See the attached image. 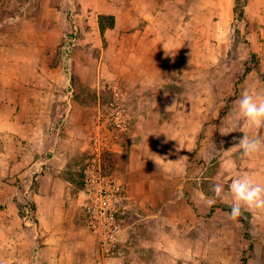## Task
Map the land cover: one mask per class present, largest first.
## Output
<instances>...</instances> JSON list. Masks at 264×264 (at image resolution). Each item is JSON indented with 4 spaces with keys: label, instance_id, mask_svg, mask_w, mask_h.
<instances>
[{
    "label": "crops",
    "instance_id": "crops-1",
    "mask_svg": "<svg viewBox=\"0 0 264 264\" xmlns=\"http://www.w3.org/2000/svg\"><path fill=\"white\" fill-rule=\"evenodd\" d=\"M84 1L81 11L91 15L93 35L100 37L99 16L114 19L113 28L103 37L115 54L116 76L121 85L125 84L120 92L130 108L126 132L114 147L117 178L125 187L119 213L125 242L121 257H106L98 253L86 227L73 230L81 236L85 255L73 261L66 254L65 263L56 264H205L199 263L194 254L203 246L210 252L231 251L229 228L221 221L231 218L225 212L209 213L210 196L198 188L200 177L194 175L197 168L190 160L200 130V116L194 109L210 106L209 99L200 97L199 77L201 72L210 75L217 61L226 57L224 32L233 19L231 0H209L207 4V0ZM256 2L262 5L264 1ZM250 5L248 1L246 13ZM40 9L41 4L35 2V11ZM4 10L0 2V12ZM43 22L35 20L36 26ZM3 26L0 21V32ZM4 39L0 38V46ZM37 56L35 68L9 70L6 74L0 58V197L1 188L3 191L8 186V172L24 166L18 157L27 159L34 141L35 170L49 155L41 180L48 177L56 186L67 183L62 174L73 156L68 149L72 139L54 134L60 109L70 107L59 99L66 95V78L57 68L41 66ZM15 75L26 78L17 80ZM56 80L60 81L58 86ZM247 81L240 94L253 92L264 97L260 80L252 86ZM241 132L264 138V128H250L246 122ZM10 147L19 151L15 154ZM236 152L225 149V190L233 179L245 174L264 184V151L252 159ZM39 182L36 214L44 207ZM80 193L78 206L83 209L85 196L82 190ZM2 204L0 232L10 235L7 224L13 204L9 200ZM52 205L48 204V209H53ZM244 209L251 212L257 231L264 235V210ZM13 232L18 235V231ZM47 235L51 239L52 231ZM11 243L6 239L0 249ZM180 253H191L192 263L187 258L186 263H180ZM263 259L248 264H264ZM68 260L71 263H66Z\"/></svg>",
    "mask_w": 264,
    "mask_h": 264
},
{
    "label": "rangeland",
    "instance_id": "rangeland-1",
    "mask_svg": "<svg viewBox=\"0 0 264 264\" xmlns=\"http://www.w3.org/2000/svg\"><path fill=\"white\" fill-rule=\"evenodd\" d=\"M83 1L0 0L5 6V10L0 12V21L4 24L0 38L5 37L0 46L4 73L35 68V55H40L41 66L49 65L62 72L66 78V88H63L66 95L59 99L70 104V107L66 111L60 109L54 134L55 137L65 135L72 139L68 149L73 154L67 170L62 174L67 181L65 186L53 185L48 177L41 180L40 177L46 172V157L49 155L45 156L41 168L35 170V141L31 142V155L27 159L18 157L24 166L8 172V186L3 191L1 188L0 210L5 200L12 202L7 224L12 232L10 235L0 232V243L3 244L6 239L12 243L0 249V264H56L65 263L66 254L67 259L73 258V261L82 257L85 246L81 236L72 232L86 227L85 214L78 206V201L85 172L92 158L91 141L95 135L104 143L101 160L104 159L109 167L108 172L118 181V157L114 147L126 132L130 108L120 92V86L124 89L125 84L121 85L116 76L115 54L104 37L101 39V36L91 33V15L81 11L85 4ZM238 1L240 4L245 1L244 17L236 19L233 13L232 22L224 32L226 57L217 61L210 75L201 72L199 77L200 97L209 99L210 106L194 109L198 110L200 116V130L190 160L197 168L194 175L200 177L198 188L210 197H214V185L223 184L227 187L223 174L225 149H235L237 154H241L237 146L245 134L241 132L244 121L236 115V101L243 95L239 89L245 84L246 78L251 86L259 80L264 85V2L262 6L256 2L260 0ZM248 1L251 5L246 13ZM35 2L41 4L40 12L35 11ZM208 2L205 1V4ZM231 2L234 8L235 0ZM38 18L44 22L36 26L35 20ZM122 62L127 64L125 60ZM245 66L251 68L247 74H244ZM15 77L17 80L26 78L20 75ZM27 79L31 77L28 75ZM56 81L58 86L60 81ZM92 95L96 99L94 103L90 102ZM82 100L85 102L81 103ZM115 102L126 109V123L121 130L109 123L105 124L111 115L110 104ZM226 132L231 133L222 134ZM10 151L16 154L19 150L10 147ZM39 181H42L44 207L36 214L35 194L39 193ZM232 202L231 197L217 198L212 206H215L216 211L225 212L219 206L231 207ZM48 204H53V209H48ZM242 210L252 216L251 212L244 208ZM11 211L15 214H11ZM225 214L228 215L227 212ZM221 221L229 228L228 238L232 242V250L210 252L203 246L194 253L198 255L195 257L200 259L199 263H260L264 258V235L257 231L253 216L254 230L248 229V239L243 237L239 222L233 219ZM13 230L18 231V235ZM51 231L52 238L49 239L47 233ZM250 244L252 249L248 248ZM95 246L100 253L96 242ZM180 255V263H186L184 258L192 263L191 253Z\"/></svg>",
    "mask_w": 264,
    "mask_h": 264
},
{
    "label": "built area",
    "instance_id": "built-area-1",
    "mask_svg": "<svg viewBox=\"0 0 264 264\" xmlns=\"http://www.w3.org/2000/svg\"><path fill=\"white\" fill-rule=\"evenodd\" d=\"M110 117L105 122L121 130L125 127V106L115 102L110 104ZM104 143L98 135L91 141L92 158L85 172L83 211L86 228L94 237L99 251L106 257H121L125 242L119 211L125 199V187L113 176L102 170L101 154Z\"/></svg>",
    "mask_w": 264,
    "mask_h": 264
},
{
    "label": "clouds",
    "instance_id": "clouds-1",
    "mask_svg": "<svg viewBox=\"0 0 264 264\" xmlns=\"http://www.w3.org/2000/svg\"><path fill=\"white\" fill-rule=\"evenodd\" d=\"M236 115L250 128H264V97L253 92H245L236 101ZM226 132L222 134H228ZM243 157L252 159L264 151V138L259 136L249 137L244 135L238 146ZM214 197L207 198L209 205L214 204L217 198L231 197L233 203L228 213L235 220L242 214V209L264 210V184L245 174L233 179L227 192L223 184L213 187Z\"/></svg>",
    "mask_w": 264,
    "mask_h": 264
},
{
    "label": "trees",
    "instance_id": "trees-1",
    "mask_svg": "<svg viewBox=\"0 0 264 264\" xmlns=\"http://www.w3.org/2000/svg\"><path fill=\"white\" fill-rule=\"evenodd\" d=\"M244 6H245V1H243V3L240 4L238 0H235V4H234V8H233V13H234L236 19H242L244 17ZM98 26H99V31H100L101 39H103L104 32L107 29L113 28V26H114V19H113V17H111V16H99L98 17ZM250 70H251L250 67L245 66V68H244V74L249 73ZM235 91H237V89H235ZM95 100L96 99H95L94 95H92V97L90 99V102H93L94 103ZM82 102H85V101L82 100L81 103ZM107 169H109V167L106 165V163H105V161L103 159L102 160V170H103V173L106 174V175H110V173L108 172ZM83 185H84V183H83ZM81 190H83V186H82ZM219 208L222 209L223 211L227 212V213H230V211H231V207L226 206V205H220ZM214 210H215V206H211L209 213L214 212ZM235 220L237 222H239L241 224V226H242V229H243V237L245 239H248V237H249L248 229L254 230V226H253V223H252V216L248 212H245V211L242 210L241 216L238 217ZM85 224H86V217H85ZM248 248L249 249H252V245L250 244Z\"/></svg>",
    "mask_w": 264,
    "mask_h": 264
}]
</instances>
